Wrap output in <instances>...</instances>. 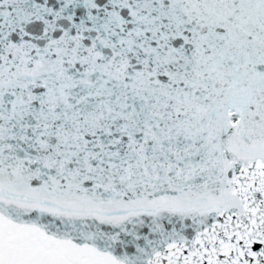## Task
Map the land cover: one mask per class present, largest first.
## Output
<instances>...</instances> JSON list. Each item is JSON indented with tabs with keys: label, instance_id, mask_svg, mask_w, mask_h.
<instances>
[{
	"label": "snow or ice",
	"instance_id": "obj_1",
	"mask_svg": "<svg viewBox=\"0 0 264 264\" xmlns=\"http://www.w3.org/2000/svg\"><path fill=\"white\" fill-rule=\"evenodd\" d=\"M0 264H264V0H0Z\"/></svg>",
	"mask_w": 264,
	"mask_h": 264
}]
</instances>
